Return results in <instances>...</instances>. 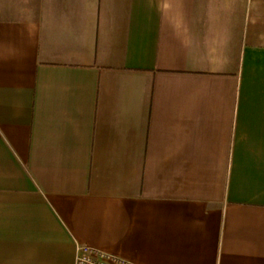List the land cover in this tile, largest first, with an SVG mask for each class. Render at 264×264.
<instances>
[{
  "label": "crops",
  "instance_id": "1",
  "mask_svg": "<svg viewBox=\"0 0 264 264\" xmlns=\"http://www.w3.org/2000/svg\"><path fill=\"white\" fill-rule=\"evenodd\" d=\"M264 264V0H0V264Z\"/></svg>",
  "mask_w": 264,
  "mask_h": 264
},
{
  "label": "built area",
  "instance_id": "2",
  "mask_svg": "<svg viewBox=\"0 0 264 264\" xmlns=\"http://www.w3.org/2000/svg\"><path fill=\"white\" fill-rule=\"evenodd\" d=\"M74 264H134L133 262L111 252L78 245Z\"/></svg>",
  "mask_w": 264,
  "mask_h": 264
}]
</instances>
